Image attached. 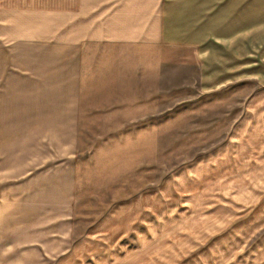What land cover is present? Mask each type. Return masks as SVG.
I'll use <instances>...</instances> for the list:
<instances>
[{
    "label": "crops",
    "instance_id": "obj_1",
    "mask_svg": "<svg viewBox=\"0 0 264 264\" xmlns=\"http://www.w3.org/2000/svg\"><path fill=\"white\" fill-rule=\"evenodd\" d=\"M261 13L249 0H0V264L74 261L79 140L100 101L98 72L137 69L104 45L198 47L205 69L224 63L227 87L255 82L230 96L241 109L226 148L243 157L228 162L226 197L235 228L263 227L264 79L248 78V32Z\"/></svg>",
    "mask_w": 264,
    "mask_h": 264
},
{
    "label": "rangeland",
    "instance_id": "obj_2",
    "mask_svg": "<svg viewBox=\"0 0 264 264\" xmlns=\"http://www.w3.org/2000/svg\"><path fill=\"white\" fill-rule=\"evenodd\" d=\"M249 1L262 15L248 32V78L262 80L264 0ZM103 47L128 53L121 63L137 69L98 72L100 101L90 104L96 110L79 140L74 261L40 264H264V225L235 228L226 197L228 162L243 157L226 148L241 109L230 96L250 93L255 82L227 87L224 63L205 69L200 56L209 55L198 47ZM113 81L115 92L137 94L116 95ZM116 98L139 101H108ZM239 200L234 194V207Z\"/></svg>",
    "mask_w": 264,
    "mask_h": 264
}]
</instances>
